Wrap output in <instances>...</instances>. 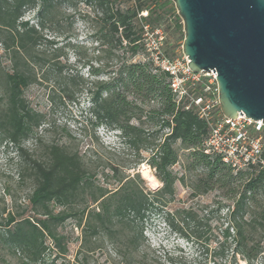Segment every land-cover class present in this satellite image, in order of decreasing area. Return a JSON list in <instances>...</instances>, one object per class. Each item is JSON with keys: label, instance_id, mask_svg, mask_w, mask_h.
<instances>
[{"label": "trees", "instance_id": "16d2710c", "mask_svg": "<svg viewBox=\"0 0 264 264\" xmlns=\"http://www.w3.org/2000/svg\"><path fill=\"white\" fill-rule=\"evenodd\" d=\"M81 1L96 12L93 20L97 28L91 37L106 60L102 69L87 66L90 76L105 75V79L93 82L78 72L63 75L57 50L48 54L40 49L43 22L36 26L21 20L35 7L39 16H53L61 0H0L1 144L15 146L20 179L32 186L25 210L0 212V262L97 264L94 256L101 252L108 264H173L172 256L147 244L143 229L149 215L161 216L179 236L197 240L195 228L185 223L193 219V210L173 213L166 208L175 195L176 182H181L192 197L215 192L218 204L229 203L217 249L221 254L228 251L230 256L220 264H239V260L255 264L264 250V170L234 172L208 153L204 148L208 134L205 122L193 111L177 107L167 75L155 72L140 58L144 56L145 23L157 25L169 15L174 35L184 39L173 3ZM143 11L147 15L138 17ZM2 58L7 67L2 66ZM34 84L51 88L48 99L52 104L72 103L77 93L84 92V120L95 128L118 132L122 143L137 152L149 150L146 163L160 186L146 189L138 174H121L113 165L108 169L117 186H102L80 153L57 141L42 143L40 155L24 150L22 144L35 139V130L43 121L24 97L25 90ZM176 143L187 152V182L184 174L178 178L172 171L178 162ZM103 176L105 180L109 177ZM66 221H73L81 231L80 246L72 260L66 258L67 240L59 232Z\"/></svg>", "mask_w": 264, "mask_h": 264}, {"label": "rangeland", "instance_id": "374dc122", "mask_svg": "<svg viewBox=\"0 0 264 264\" xmlns=\"http://www.w3.org/2000/svg\"><path fill=\"white\" fill-rule=\"evenodd\" d=\"M52 14L53 16L46 14L39 16L38 7H35L26 11L21 20L36 26L38 21L43 22V28L40 29L43 38L40 49L48 54L57 50L60 56L58 62L63 75L78 72L90 82L105 79L104 74L97 77L90 76L87 68L89 66L92 69H102L106 64L104 52L91 37L97 28L93 20L96 16L95 10L86 6L81 0H61L60 5ZM146 15V11H143L138 17ZM148 25L164 32L166 54L172 57L182 55L183 39H178L177 35H174L169 15H165L157 25ZM50 41L54 44H49ZM67 44L77 48H70ZM140 58L144 60L143 55ZM1 64L7 67L4 58L1 59ZM50 91L49 86L34 84L24 92L29 106L43 116L42 124L35 130V139L22 144L24 150L40 155L42 143L57 141L59 144L78 151L85 162L95 170L96 180L102 186L110 189L117 186V182L112 178L113 175L108 169L110 165L117 166L120 173L124 175L138 174L146 189L154 190L160 186L154 177V170L146 163L150 155L149 150L137 152L134 148L122 143L118 132L105 127L95 128L92 123L84 120L85 111L83 109L86 106L84 92L77 93L74 102L62 105L52 104L49 101ZM147 127L149 126L146 125L145 128ZM3 140V134L0 132V212L3 209L5 212H21L26 209L27 197L32 186L29 181L20 179L15 146L11 143L3 145L1 144ZM36 140H40L41 143ZM175 148L178 153V162L172 171L178 178L184 174L187 182L190 177V174L184 173L187 152L181 149L179 143H176ZM145 172L152 175L156 183L148 182ZM103 174L109 177L105 180ZM218 200L220 199L215 192L192 197L187 187L181 182H176L175 195L166 208L173 213L183 209H192L194 217L185 220V223L189 228H195L199 237L196 241H188L172 231L161 216L149 215L143 229L145 241L152 249L172 256L173 264L222 263L223 259L230 256L228 251L221 254L217 249L221 240V230L226 225L225 212L229 203L222 201L218 204ZM59 232L67 240L66 258L72 260L80 246V228L75 227L73 221H66L59 228ZM100 253L94 256L97 264H108L104 261V255ZM0 264L6 263L0 262ZM239 264L245 263L239 260ZM255 264H264V250Z\"/></svg>", "mask_w": 264, "mask_h": 264}, {"label": "water", "instance_id": "95a60500", "mask_svg": "<svg viewBox=\"0 0 264 264\" xmlns=\"http://www.w3.org/2000/svg\"><path fill=\"white\" fill-rule=\"evenodd\" d=\"M193 73L216 76L221 114L264 123V0H169Z\"/></svg>", "mask_w": 264, "mask_h": 264}, {"label": "built area", "instance_id": "2783aa9c", "mask_svg": "<svg viewBox=\"0 0 264 264\" xmlns=\"http://www.w3.org/2000/svg\"><path fill=\"white\" fill-rule=\"evenodd\" d=\"M144 60L155 72L166 74L177 107L193 111L208 127L205 150L221 159L234 172L264 170V123L244 115L224 117L219 109L215 74L193 73L183 54L165 53V34L158 28L142 25Z\"/></svg>", "mask_w": 264, "mask_h": 264}, {"label": "bare ground", "instance_id": "6f19581e", "mask_svg": "<svg viewBox=\"0 0 264 264\" xmlns=\"http://www.w3.org/2000/svg\"><path fill=\"white\" fill-rule=\"evenodd\" d=\"M145 173H146V179H147L148 182H150V183H156V181H155V179H154V177L152 175L147 174V172H145Z\"/></svg>", "mask_w": 264, "mask_h": 264}]
</instances>
